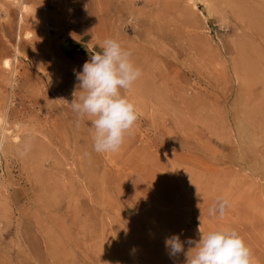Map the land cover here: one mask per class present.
<instances>
[{
    "label": "rangeland",
    "instance_id": "obj_1",
    "mask_svg": "<svg viewBox=\"0 0 264 264\" xmlns=\"http://www.w3.org/2000/svg\"><path fill=\"white\" fill-rule=\"evenodd\" d=\"M109 37L140 116L97 153L69 103ZM0 141V264H184L221 226L264 264V0H0Z\"/></svg>",
    "mask_w": 264,
    "mask_h": 264
},
{
    "label": "clouds",
    "instance_id": "obj_2",
    "mask_svg": "<svg viewBox=\"0 0 264 264\" xmlns=\"http://www.w3.org/2000/svg\"><path fill=\"white\" fill-rule=\"evenodd\" d=\"M99 51L89 49V60L82 71L75 72L80 95L74 93L70 106L76 114L77 127L86 118L94 129L93 148L97 153L120 150L131 132L140 112L134 102L122 94L130 90L142 76V69L132 60V51L117 38H106ZM3 142L0 141V148ZM199 194V192H198ZM226 197H218L209 215L224 217L229 207ZM199 241H181L179 235L166 238L171 257L183 253L184 264H253L252 249L235 229L218 227L205 233L201 228ZM185 244L195 245L185 251Z\"/></svg>",
    "mask_w": 264,
    "mask_h": 264
},
{
    "label": "bare ground",
    "instance_id": "obj_3",
    "mask_svg": "<svg viewBox=\"0 0 264 264\" xmlns=\"http://www.w3.org/2000/svg\"><path fill=\"white\" fill-rule=\"evenodd\" d=\"M209 2H212L213 0H208ZM23 21V14H21L20 15V22H22ZM241 41H243V40H241ZM16 53L17 54H19V55H21V51H20V47H18V46H16ZM241 53H243V54H245V49L241 52ZM4 67H6V68H11L12 67V59H10V58H7V59H5V61H4ZM88 143V148L89 149H91V147H93V143L91 144L89 141L87 142ZM179 145V146H181L182 144L181 143H179V142H172V143H170V144H168L166 147H169V146H175V145ZM164 143L162 144V146L164 147ZM87 146V145H86ZM85 146V147H86ZM85 147H83V148H80V145L77 147V153H80V154H82V153H85L87 150L85 149ZM83 174L84 175H86V172L84 171L83 172Z\"/></svg>",
    "mask_w": 264,
    "mask_h": 264
},
{
    "label": "crops",
    "instance_id": "obj_4",
    "mask_svg": "<svg viewBox=\"0 0 264 264\" xmlns=\"http://www.w3.org/2000/svg\"><path fill=\"white\" fill-rule=\"evenodd\" d=\"M68 50L70 51L71 49H69V47H68Z\"/></svg>",
    "mask_w": 264,
    "mask_h": 264
}]
</instances>
